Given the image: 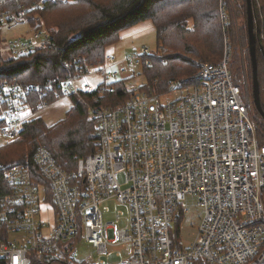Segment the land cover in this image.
Segmentation results:
<instances>
[{"label": "built area", "instance_id": "built-area-1", "mask_svg": "<svg viewBox=\"0 0 264 264\" xmlns=\"http://www.w3.org/2000/svg\"><path fill=\"white\" fill-rule=\"evenodd\" d=\"M33 0L31 7L49 2ZM27 8L0 12V25H27V35L6 39L0 50L15 56L55 47L51 34L31 26ZM149 48L117 59L107 53L93 64L84 56L64 62L66 76L45 82L0 83V134L14 139L38 98L90 94L99 102L116 92L127 68L150 65ZM226 52L217 63L198 61L195 75L171 80L164 91L145 84L124 101L97 104V151L67 172L45 146L28 164L5 166L9 191L0 199V260L7 264L62 261L79 264L75 242L84 239L99 253L121 246L119 258L98 264H264V144L259 137L252 88L229 70ZM100 74L95 84L82 81ZM131 73L129 77L134 76ZM242 84V85H241ZM32 113H34L32 111ZM128 208L126 225L105 221L103 202ZM191 202V203H190ZM202 209L194 241L180 238L186 206Z\"/></svg>", "mask_w": 264, "mask_h": 264}, {"label": "trees", "instance_id": "trees-1", "mask_svg": "<svg viewBox=\"0 0 264 264\" xmlns=\"http://www.w3.org/2000/svg\"><path fill=\"white\" fill-rule=\"evenodd\" d=\"M33 0H0V12L27 8L24 19L39 30L48 31L55 47L39 48L30 55L5 56L0 50V83L18 80L23 84L45 82L70 71L64 62L84 56L90 63L104 60L107 48L116 43L122 32L140 22L150 20L155 27L160 50L145 66L147 82L157 91L167 89L171 80L190 77L198 71V61L217 63L223 56V39L228 37L234 48L229 70L239 82L246 70L250 87L253 80L247 0H69L49 2L42 8L31 7ZM237 17L244 22L237 25ZM254 26L257 34V63L260 99L264 110V0H252ZM194 20L193 26L189 19ZM4 26L0 25V39ZM5 38V37H4ZM242 45L243 55L238 52ZM158 48V49H159ZM144 70V71H145ZM116 92L105 95L97 103L92 95L84 101L74 98L66 117L46 123L36 117L26 121L18 136L0 145V199L9 191L5 166L28 164L35 168L33 155L39 146L47 147L56 161L67 171L77 168L79 159L97 151L100 131L92 106L118 104L129 95L125 80L115 84ZM43 100L33 103L40 108ZM3 107L0 106V116ZM259 137L264 144V118L255 110ZM4 123L0 118V126ZM35 170V169H34ZM0 264H7L0 260ZM34 264H42L35 261Z\"/></svg>", "mask_w": 264, "mask_h": 264}, {"label": "rangeland", "instance_id": "rangeland-1", "mask_svg": "<svg viewBox=\"0 0 264 264\" xmlns=\"http://www.w3.org/2000/svg\"><path fill=\"white\" fill-rule=\"evenodd\" d=\"M234 9V15H235V22L237 25H240L244 22L243 18H238L237 13ZM247 20V18H246ZM194 20L192 18L189 19V25L193 26ZM27 25H18L12 28H5L2 31L3 38L0 39V46L4 47V42L6 39H10L14 36L24 35L26 36L28 32ZM6 39H5V38ZM223 56L225 53L228 52L230 58L232 57V54H234V48L229 41L228 37L224 36L223 39ZM157 34L155 27L153 26V23L150 20H146L143 22H140L128 29H125L120 39L107 48V53H112L117 59L124 58L127 54H132L134 52H138L141 47L146 46L149 48L150 53L156 54L160 48L158 47L157 42ZM258 46V45H257ZM159 48V49H158ZM238 52L239 54L243 55L244 49L241 44L238 43ZM9 53H5V56H9ZM152 65V63L150 64ZM145 66L148 65H137L134 67L127 68V71L124 73H121V78L126 79V84L128 88L133 89L136 87H139L147 82V78L145 76L146 70L144 69ZM243 67V75L240 77L239 82L243 84V78L246 77V70L244 68V63L242 64ZM145 70V71H144ZM131 73H135L134 76L129 77ZM102 76L100 74H89L86 78L83 77L82 81L89 80L91 83H96L97 81H100ZM248 80V78H247ZM150 84V83H149ZM241 84V85H242ZM252 86V84H251ZM49 103L41 106V108H37L28 111L24 110L22 112L23 116L31 117V119L36 117H41L43 120L48 124H53L64 117H66L68 111L73 107L74 100H70L69 98L64 99H54L49 100V98L46 99ZM45 101H43V104ZM256 109V108H255ZM257 110V109H256ZM30 119V120H31ZM9 138L3 136L0 134V145L7 142ZM191 203V202H190ZM101 209L104 214V220L114 222L118 226H125L126 225V216L128 214V208L125 204L119 202L116 199H109L102 203ZM184 218L181 221V230H180V238L182 241V244L184 246H189L196 237V232L198 230V226L200 223V219L202 216V209L195 206L188 204L186 206V211L184 214ZM75 245L77 246V254L75 257V260L79 264H98L101 260L106 263H112L116 261L119 257L116 256V252L121 250V246L113 245L109 248V254H101L99 253L98 249L94 247L92 244L88 243L84 237H82L79 242L76 241ZM43 264H64L62 261H48L43 262Z\"/></svg>", "mask_w": 264, "mask_h": 264}, {"label": "water", "instance_id": "water-1", "mask_svg": "<svg viewBox=\"0 0 264 264\" xmlns=\"http://www.w3.org/2000/svg\"><path fill=\"white\" fill-rule=\"evenodd\" d=\"M247 27L249 33V52L251 55L253 80H252V97L255 108L264 118V110L260 99V89L258 81V63H257V34L254 26V11L252 7V0H247Z\"/></svg>", "mask_w": 264, "mask_h": 264}]
</instances>
